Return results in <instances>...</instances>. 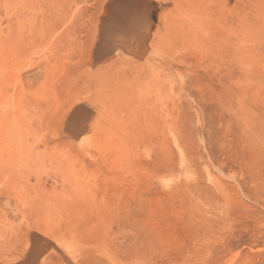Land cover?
<instances>
[{
	"label": "rangeland",
	"instance_id": "obj_1",
	"mask_svg": "<svg viewBox=\"0 0 264 264\" xmlns=\"http://www.w3.org/2000/svg\"><path fill=\"white\" fill-rule=\"evenodd\" d=\"M3 1L0 264H264V0Z\"/></svg>",
	"mask_w": 264,
	"mask_h": 264
},
{
	"label": "bare ground",
	"instance_id": "obj_2",
	"mask_svg": "<svg viewBox=\"0 0 264 264\" xmlns=\"http://www.w3.org/2000/svg\"><path fill=\"white\" fill-rule=\"evenodd\" d=\"M5 1L6 0H4L3 2L5 3ZM15 1V0H14ZM12 3V2H11ZM0 4H2V3H0ZM13 4V3H12ZM3 6V5H2ZM4 7V6H3ZM22 7V6H21ZM17 8H18V6H17ZM25 9V8H24ZM11 10V9H10ZM25 15V14H24ZM27 20V19H26ZM22 22V21H21ZM20 29V28H19ZM23 31V30H22ZM31 32H32V30H31ZM7 99V98H6Z\"/></svg>",
	"mask_w": 264,
	"mask_h": 264
}]
</instances>
